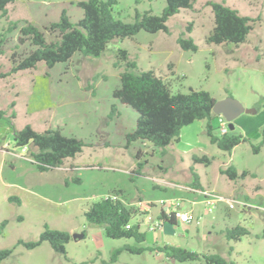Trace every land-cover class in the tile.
Returning <instances> with one entry per match:
<instances>
[{
	"label": "rangeland",
	"instance_id": "obj_1",
	"mask_svg": "<svg viewBox=\"0 0 264 264\" xmlns=\"http://www.w3.org/2000/svg\"><path fill=\"white\" fill-rule=\"evenodd\" d=\"M76 1L15 0L7 14L0 11V38H5L0 46V74L10 73L0 76V110L11 117V123L0 120V221L8 220L0 248L14 249L2 264H206L205 254H219L236 264H264V0H195L192 8L168 19L169 33L141 30L111 41L100 56L77 53L52 68L40 62L36 68L11 72L14 60L33 48L20 42V27L32 22L51 39L45 27L59 20L64 9L73 21L82 17ZM210 1L223 2L255 19L244 42L207 41L214 27ZM165 6L166 0H118L115 16L133 22L137 13L161 14ZM15 21L18 28L10 30ZM182 34L194 39L196 51L181 48L177 38ZM119 49L129 52L137 70H153L174 93L206 90L216 100L231 96L255 109L234 120L235 132L246 140L231 151L221 150L210 141L203 119L184 126L180 138L165 148L142 140L128 144L127 134L135 129L138 112L114 96L124 69L123 64L117 65ZM27 124L38 131L58 128L86 145L61 166L41 171L30 148L15 144L14 130ZM213 124L220 134L219 116ZM195 154L208 155L211 163L194 162ZM230 165L239 174L247 170L248 175L231 180L220 172ZM192 168L204 190L242 203L234 208L227 200L207 205L203 190L191 187ZM114 194L129 207L149 203L153 216L159 212L160 199L185 197L181 210L193 213L199 223L180 222L172 233L151 231L145 223L147 214L141 213L134 221L142 220L145 242L108 237L105 226L89 222L85 212L95 201ZM45 225L70 233L67 257L49 241L34 248L18 244L20 239L39 240ZM236 225L249 228L250 233L239 240L228 239L225 229ZM76 233L83 237L74 238ZM125 244L155 250H124L112 261L115 249ZM165 244L195 251L201 258L171 259L156 249Z\"/></svg>",
	"mask_w": 264,
	"mask_h": 264
},
{
	"label": "trees",
	"instance_id": "obj_2",
	"mask_svg": "<svg viewBox=\"0 0 264 264\" xmlns=\"http://www.w3.org/2000/svg\"><path fill=\"white\" fill-rule=\"evenodd\" d=\"M15 0H0V11L3 15L8 13V5ZM195 0H166V6L161 14L151 11L137 13L133 22L123 21L115 16V7L118 0H79L78 7L83 11L82 17L73 21L67 10L64 9L59 20L51 22L45 27L53 38L49 39L45 30L36 24L26 21L20 27V42H28L33 48L20 59L14 60L15 65L11 72L36 68L40 62H44L49 68L57 63L70 61L75 54L85 56H100L115 39L132 37L139 31L148 32L164 31L169 33L168 19L180 12L183 8H192ZM214 13V27L207 36L209 43H234L244 42L253 28L254 18L242 15L239 10L232 8L223 2L210 1ZM10 30L18 28V22H13ZM191 31V26H188ZM2 36V35H0ZM5 38H0V46ZM178 44L185 50L196 51L197 44L191 36L180 35ZM117 65H124L120 72V86L115 89L114 96L123 104H127L138 112L136 127L127 134L128 144L136 141H148L153 145L165 148L174 140L180 138L184 126L196 120H207L206 128L210 141L221 150L231 151L235 146L245 141L243 134L235 132V128L223 134H216L213 121L219 115L214 113V104L217 101L206 90H192L188 93L172 92L166 80L158 76L153 70H137V62L129 57L126 49H119ZM10 73H1L6 76ZM6 111L0 110V120L6 118L11 123V117L5 116ZM15 112L12 117L15 116ZM16 146L29 147L31 157L41 171L61 166L69 157H74L83 150L86 142L75 136L64 135L58 128H49L44 131L34 129L30 124L20 130H14ZM259 146L254 150L258 151ZM194 162L211 163L208 155H193ZM220 172L226 174L231 180L248 175L244 170L239 174L234 165L221 168ZM193 181L191 187L202 189L200 176L192 168ZM11 199L13 197H10ZM145 213L139 208L129 207L123 199H111L102 197L95 201L85 212L86 218L93 224H103L105 234L111 238H130L138 243L147 240V231L142 229V220L134 221V217ZM160 217L165 220V230L168 233L175 232L174 226H179L178 219L172 214L168 216L166 211H160ZM8 224V220L0 221V235ZM128 225H130L128 227ZM250 233L249 228L236 225L225 229L228 239L239 240ZM71 239L70 233L52 229L45 225L37 241H25L20 239L18 244L27 248H34L43 241H49L52 248L65 254L66 245ZM166 255L178 261L200 259V254L186 248L165 244L156 248ZM142 253L146 250H155L153 246H138L125 244L115 249L112 261H116L122 251ZM10 247L0 248V264L13 254ZM206 264H236L227 261L219 254H205L202 256Z\"/></svg>",
	"mask_w": 264,
	"mask_h": 264
},
{
	"label": "built area",
	"instance_id": "obj_3",
	"mask_svg": "<svg viewBox=\"0 0 264 264\" xmlns=\"http://www.w3.org/2000/svg\"><path fill=\"white\" fill-rule=\"evenodd\" d=\"M219 123H220L219 130L221 134L229 130V122L223 115H219ZM202 195L204 196V202L210 206L216 205L219 201H225V200L229 202V206L231 208H234L236 204L242 203V201L225 197L212 190H203ZM105 198L123 199L118 194L106 195ZM158 203L161 205V207H166L165 211L168 216H171L173 214L178 219L179 222L189 224L196 221L197 223H199L198 218L193 213L181 210L182 207L180 205V202L177 200L160 199L159 202H157V204ZM150 207L151 206L149 203H144L143 201L139 202V208H143L144 209L143 211H145V214H147V217L145 219L147 228L151 231H159L163 229L165 220L164 218L160 217V214H157L156 216L151 215L149 212ZM129 226L130 225H128V227Z\"/></svg>",
	"mask_w": 264,
	"mask_h": 264
},
{
	"label": "water",
	"instance_id": "obj_4",
	"mask_svg": "<svg viewBox=\"0 0 264 264\" xmlns=\"http://www.w3.org/2000/svg\"><path fill=\"white\" fill-rule=\"evenodd\" d=\"M214 113L217 115H223L229 122V128L233 130L235 128L234 120L243 113H255L253 108H247L234 97H226L221 100H217L213 108ZM82 233L74 234V238H82Z\"/></svg>",
	"mask_w": 264,
	"mask_h": 264
},
{
	"label": "crops",
	"instance_id": "obj_5",
	"mask_svg": "<svg viewBox=\"0 0 264 264\" xmlns=\"http://www.w3.org/2000/svg\"><path fill=\"white\" fill-rule=\"evenodd\" d=\"M193 189H196V188H193ZM196 190H204V188H202V189H196ZM123 198V197H122ZM175 200H177V201H179L180 202V205H181V207H183V206H185L186 205V198L184 197V198H180V199H175ZM194 203L196 202V201H193ZM151 206V205H150ZM157 206V205H156ZM140 209V208H139ZM152 209H153V207H150V210H149V212H151L152 211ZM162 209H164V210H166V207H160V209H159V212L157 213V214H159L160 213V211L162 210ZM144 210V209H143ZM142 210V211H143ZM156 214V215H157ZM180 223V222H179ZM175 227V229L178 227V226H174ZM165 230V225H164V227H163V229H161V230H159V231H164Z\"/></svg>",
	"mask_w": 264,
	"mask_h": 264
}]
</instances>
